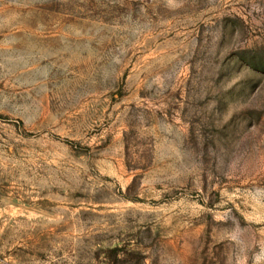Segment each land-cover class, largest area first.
<instances>
[{"label":"rangeland","instance_id":"1","mask_svg":"<svg viewBox=\"0 0 264 264\" xmlns=\"http://www.w3.org/2000/svg\"><path fill=\"white\" fill-rule=\"evenodd\" d=\"M0 264H264V0H0Z\"/></svg>","mask_w":264,"mask_h":264}]
</instances>
